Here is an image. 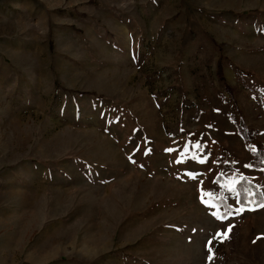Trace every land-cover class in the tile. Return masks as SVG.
<instances>
[{
	"label": "rangeland",
	"instance_id": "1",
	"mask_svg": "<svg viewBox=\"0 0 264 264\" xmlns=\"http://www.w3.org/2000/svg\"><path fill=\"white\" fill-rule=\"evenodd\" d=\"M262 159L264 0H0V264H264Z\"/></svg>",
	"mask_w": 264,
	"mask_h": 264
},
{
	"label": "snow or ice",
	"instance_id": "2",
	"mask_svg": "<svg viewBox=\"0 0 264 264\" xmlns=\"http://www.w3.org/2000/svg\"><path fill=\"white\" fill-rule=\"evenodd\" d=\"M197 148L200 147L199 144L196 145ZM166 151H168L169 153L173 152L174 150L169 148V149H166ZM147 154V153H146ZM186 153H182L181 155L184 156ZM193 160H195L196 162L200 163V164H205L207 163V158L206 157H192ZM177 163H183L184 161L183 160H177L176 161ZM245 167H250V165H245ZM186 175L192 179V180H197L198 178V174L197 173H194V172H188L186 173ZM202 183V182H201ZM235 184V181H233L231 184L227 185V187H229V190H234V187L233 185ZM205 195H210V194H205ZM201 202L202 203H205L206 205H208L210 202L209 201H206L203 199V195L201 196ZM213 207L215 205H212ZM258 207H264V200L261 201V203L258 205ZM242 209H237V214H239V212L241 211ZM249 210H252V209H249ZM213 216H215L218 220H226L228 218L227 215H218L217 213H213ZM232 230V226L229 225V227L227 228V230L224 232V233H218L217 234V237H223L224 239L227 238V234L229 232H231ZM212 241H208V244L211 245ZM209 251H211V248H209ZM209 259H211V256L209 257Z\"/></svg>",
	"mask_w": 264,
	"mask_h": 264
},
{
	"label": "trees",
	"instance_id": "3",
	"mask_svg": "<svg viewBox=\"0 0 264 264\" xmlns=\"http://www.w3.org/2000/svg\"><path fill=\"white\" fill-rule=\"evenodd\" d=\"M86 94L94 95L95 93H86ZM257 166H264V159H262L261 161L259 160ZM237 187L241 196L248 191V187H246L243 183H239Z\"/></svg>",
	"mask_w": 264,
	"mask_h": 264
}]
</instances>
